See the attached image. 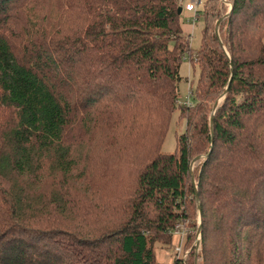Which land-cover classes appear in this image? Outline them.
<instances>
[{
    "label": "trees",
    "instance_id": "16d2710c",
    "mask_svg": "<svg viewBox=\"0 0 264 264\" xmlns=\"http://www.w3.org/2000/svg\"><path fill=\"white\" fill-rule=\"evenodd\" d=\"M229 1L194 49L179 0H0V264H264V0Z\"/></svg>",
    "mask_w": 264,
    "mask_h": 264
},
{
    "label": "rangeland",
    "instance_id": "374dc122",
    "mask_svg": "<svg viewBox=\"0 0 264 264\" xmlns=\"http://www.w3.org/2000/svg\"><path fill=\"white\" fill-rule=\"evenodd\" d=\"M206 0H195V2H193V0H179V3H181L183 5V11L181 13V17H180V22L181 25L183 27L184 33H186L187 35H189L190 37V44L191 47L194 49H199L201 44H202V29L204 26V17L202 15H200L199 18H196V14H197V10H201L203 8V4ZM188 3H194L196 8L193 11H189L186 9V4ZM221 3L223 4L224 7V16H226V14H229L230 8H231V3L229 0H221ZM223 17V16H222ZM217 22V20H216ZM216 22H215V26H216ZM180 74L183 77V79L180 81L179 83V90H180V98L179 101L181 103H185L188 102L189 104L193 105L195 103V96L194 94L191 92V87H195V82L197 80L198 77V70L194 71L191 68V65L189 63V61L187 59H184L181 68H180ZM177 118H178V112H174L173 116H172V120L167 132V135L164 139V142L162 144V151L165 153H173L176 150V145H177V135L180 133V129L178 130L177 128ZM200 155H196L193 157V160ZM204 156V154H203ZM192 160V161H193ZM201 161V159H198L196 161H194L193 165H192V178L194 179L195 176V171L197 170V166L199 164V162ZM192 222L197 223L198 225L201 224V217L199 215V213H197V215L195 216V218L192 220ZM188 229V227H187ZM193 230V229H192ZM189 231V230H188ZM192 235H194L195 237V245H197V239L201 238L199 232H195V230H193L191 232ZM177 236L180 238V244H178L177 246V251H179V253L182 252V244L184 243L185 239H186V234H177ZM166 241L167 239L164 240V242H162L161 244H159V246H156V254H157V260L159 262V264H171L173 259H174V252L173 250L167 249L166 248ZM169 245V244H168ZM188 250H186V252L184 253V256L188 254Z\"/></svg>",
    "mask_w": 264,
    "mask_h": 264
},
{
    "label": "water",
    "instance_id": "95a60500",
    "mask_svg": "<svg viewBox=\"0 0 264 264\" xmlns=\"http://www.w3.org/2000/svg\"><path fill=\"white\" fill-rule=\"evenodd\" d=\"M182 6L181 7H179V13H181L182 12ZM228 14H226V16H227ZM226 16H223V17H221V18H219L218 20H217V22H216V26H215V32H216V34H217V36L219 37V25H220V23L222 22V20L226 17ZM220 38V37H219ZM229 85H230V82H229V84H228V87H227V89L229 88ZM224 94H225V92H224ZM224 94L214 103V106H213V112H212V116H211V128H212V135H213V117H214V113H215V110H216V108H217V105L219 104V102L222 100V98H223V96H224ZM210 153L211 152H209L208 154H206V155H200V156H197L193 161H192V165H193V163H194V161H196V160H198V159H202V158H204V157H207V156H209L210 155ZM196 195H197V184H196ZM197 201H198V211H199V215L201 216V213H202V209H201V205H200V203H199V199H198V197H197ZM199 234H200V232H199ZM200 239V238H199ZM199 239H197V246L199 245Z\"/></svg>",
    "mask_w": 264,
    "mask_h": 264
},
{
    "label": "built area",
    "instance_id": "2783aa9c",
    "mask_svg": "<svg viewBox=\"0 0 264 264\" xmlns=\"http://www.w3.org/2000/svg\"><path fill=\"white\" fill-rule=\"evenodd\" d=\"M193 2H195V0H193ZM198 3H200V0H199V2ZM195 8H196V6H195V4L194 3H188V4H186V9L187 10H189V11H193V10H195ZM175 233L176 234H186V231H185V229H184V227L183 226H177V228H176V230H175Z\"/></svg>",
    "mask_w": 264,
    "mask_h": 264
}]
</instances>
